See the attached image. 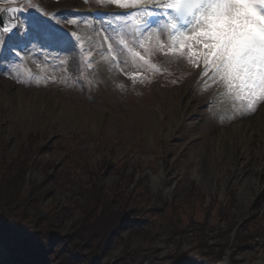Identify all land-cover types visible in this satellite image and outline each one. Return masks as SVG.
<instances>
[{"label": "rangeland", "instance_id": "rangeland-1", "mask_svg": "<svg viewBox=\"0 0 264 264\" xmlns=\"http://www.w3.org/2000/svg\"><path fill=\"white\" fill-rule=\"evenodd\" d=\"M31 2L37 7L19 13L25 30L43 9L56 14L54 24L83 40L71 55L59 50L42 56L21 53V61L7 48L0 53V178L15 158L29 165L25 184L8 188H21V195L33 197L32 218L55 232L45 243L48 251L38 239L31 253V246L20 243L23 233L15 239L0 237L5 260L32 264L39 256L35 264L264 263V173L258 172L256 190L247 177L257 173L258 160L264 159L263 142L258 152L241 151L243 141L246 147L252 141L249 133L238 138L243 121L235 123L224 114L217 119L218 88L202 87L199 69L179 58L154 55L159 70H146L117 50L115 41L121 37L132 46L121 23L112 27L106 15L92 31L89 15L80 14L94 8L121 10L116 5ZM25 3L0 0V8ZM102 36L109 37L110 51ZM110 58L116 63L108 64ZM81 59L92 67L79 63ZM213 124L236 133L219 136ZM109 201H114V211L127 216L109 224L101 213L104 203L111 210ZM28 221L19 222L32 232Z\"/></svg>", "mask_w": 264, "mask_h": 264}, {"label": "snow or ice", "instance_id": "snow-or-ice-1", "mask_svg": "<svg viewBox=\"0 0 264 264\" xmlns=\"http://www.w3.org/2000/svg\"><path fill=\"white\" fill-rule=\"evenodd\" d=\"M97 3L127 10L104 14L118 19L131 37L132 46L123 37L115 41L121 55L126 52L133 62L150 71L159 70L152 60L154 55L186 60L199 69L198 82L202 87L215 86L224 97L240 102L237 111L243 109L241 114L254 113L258 106L264 110V0H97ZM30 7L37 6L26 0L23 6L0 8V12L19 14ZM40 11L43 14L33 16L26 30L23 21L17 22L18 15L10 16L0 25V53L7 48L23 61L22 52L25 56H42L45 51L59 50L58 54L71 55V50L77 49L83 37L54 24L56 14ZM87 19L84 17V22ZM91 30L96 31V27ZM71 37L76 38V43ZM108 39L102 36L106 51L112 49ZM79 63L92 67L85 59ZM107 63L114 64L116 60L110 58Z\"/></svg>", "mask_w": 264, "mask_h": 264}, {"label": "trees", "instance_id": "trees-1", "mask_svg": "<svg viewBox=\"0 0 264 264\" xmlns=\"http://www.w3.org/2000/svg\"><path fill=\"white\" fill-rule=\"evenodd\" d=\"M15 160L16 158L13 159L11 163L7 164V166L5 167L6 170L0 178V237L2 236L5 237L7 235L8 237L15 239L16 233L20 232L24 234L22 240L27 241V243L25 244L27 246L28 245L31 246L30 250H27L29 253H31L35 248L36 249L38 248V243H41L43 249L45 251H48L49 249L48 246L46 245L47 241L52 240L53 236L55 235L54 234L55 232H52L53 230H50L49 229L50 226L45 225L46 223L44 222L40 223L42 219L36 220L35 218H32L33 215L31 216L32 214L31 211L35 209V205H36L35 199L33 197L30 198V196L26 197L21 195L20 193L21 188L20 189L15 188L14 191H13L14 188H8V186H14L16 184L17 186H23L26 182V177H27L26 174L28 173L29 165L28 167L27 164L26 166H24L23 164L19 163L18 160L16 161ZM102 168L103 166L98 167L99 170L97 171V175L101 174ZM109 202H110V206L112 207L111 210H109V207L106 203H104V206L101 208L102 215L107 214L109 224L114 222V220H117L119 218L123 219L127 216V213L118 214L119 213L118 210L114 211L115 210L113 208L114 201H109ZM110 214H114V216L112 217V215ZM151 215L152 214H149L148 217H150ZM137 216L140 215L137 214ZM28 218H29L28 223L29 226L32 228V232H30V230L27 228L25 223L19 222V221L25 222ZM138 220L140 223H143V220L141 219ZM26 233L27 234L29 233V236H25ZM38 239L42 240V242L37 243ZM39 258H40L39 256H34L33 260L30 262H32V264H35ZM21 263L26 264V262L24 263L21 262Z\"/></svg>", "mask_w": 264, "mask_h": 264}, {"label": "bare ground", "instance_id": "bare-ground-1", "mask_svg": "<svg viewBox=\"0 0 264 264\" xmlns=\"http://www.w3.org/2000/svg\"><path fill=\"white\" fill-rule=\"evenodd\" d=\"M221 89H218V91L216 92L217 95L215 96L216 98V112H217V119L219 116H221V114H224L223 118H231L234 119V122L237 121V122H242L243 121V124L238 127V132L239 133V137L240 139H243V135L245 133H249L248 134V139L249 141L251 140L252 141V144L253 145H250L248 147L244 146V142L242 143V148H241V151L246 150L249 152V154H253L255 152H258L257 149H258V145H260L261 143L260 142H263V147H264V110H261V107L258 106L257 107V111L254 112V113H248V114H241L243 109L238 112L237 109L239 108V106H236L238 103V101H232V100H229L228 98L224 97L223 95H221ZM236 106V107H235ZM176 119V117H175ZM174 119V121H176ZM178 122V121H176ZM175 122V124H176ZM235 122V123H237ZM216 126V127H214ZM220 125L217 124V125H212V128H213V132H217L218 131H221V133H219V136H221L222 133H225V131H222L221 130V127H219ZM220 128V129H219ZM233 130V129H232ZM232 133H236L234 130L233 132L232 131H228V133L226 132L225 135L227 136H230L232 135ZM224 136V135H223ZM218 142V141H217ZM212 151L214 154H218L216 152V149H215V146L212 147ZM222 146L220 147V151H223V149H221ZM234 156L236 153H233ZM224 155V153L222 154ZM258 165L256 166V172H260L263 170V173H264V159H260L258 160ZM196 171V170H195ZM199 172V169L198 171ZM196 172V173H197ZM255 173V171H252L250 172V174L248 175L247 174V177L248 178V182L249 184H253L254 186V189L256 190V188L260 185L259 182H260V179H259V173L257 174ZM158 177H157V180L158 181ZM246 183V181H245ZM262 262H264V256H261L260 257ZM264 264V263H262Z\"/></svg>", "mask_w": 264, "mask_h": 264}, {"label": "water", "instance_id": "water-1", "mask_svg": "<svg viewBox=\"0 0 264 264\" xmlns=\"http://www.w3.org/2000/svg\"><path fill=\"white\" fill-rule=\"evenodd\" d=\"M10 16H11V17H16V14H8V13H6V12H3V13L1 14V16H0V24L3 25L4 22H5L6 20H8ZM0 264H9V263L5 260L3 254H2V252H1V249H0Z\"/></svg>", "mask_w": 264, "mask_h": 264}]
</instances>
